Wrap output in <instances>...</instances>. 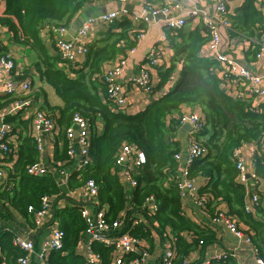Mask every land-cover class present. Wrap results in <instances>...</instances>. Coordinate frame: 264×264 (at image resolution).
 Instances as JSON below:
<instances>
[{"label":"trees","instance_id":"1","mask_svg":"<svg viewBox=\"0 0 264 264\" xmlns=\"http://www.w3.org/2000/svg\"><path fill=\"white\" fill-rule=\"evenodd\" d=\"M93 1L5 0L4 9L0 10V27L12 34L14 42L28 46L36 53L34 69L38 80L50 86L61 101L60 106H51L44 92L38 89L36 93V97L43 96L37 112H44L58 129L52 159H48L47 171L42 176L26 173L29 166L44 161L33 135L32 119L23 120L19 114L5 117L13 132L19 130V134L17 159L7 167L10 156L2 158L5 164L0 168L5 170V176L0 180V264H17L18 259L25 256V252L12 244L15 233L11 224L19 222L16 215L24 221L22 226L26 230H34V212L39 210L41 198L48 196L54 201L66 198L56 174L67 169L73 161L68 155L65 132L76 113L89 124L88 154L91 163L70 173L65 182L69 192L93 181L97 187L96 210L103 211L104 219L109 223L125 217L122 233L140 241L149 238L150 230L161 238L171 236L174 256L170 264H188L186 257L198 245L215 241L212 232L207 233L184 214L182 195L176 185L179 164L174 155L179 154L180 149L174 141V133L180 121L175 119V115L183 107L199 108L204 119L203 128L194 134V138L204 146L206 154L194 160L188 168V179L193 182L196 178L206 180L197 191L198 200L203 201L200 209L211 222L222 214L232 218L244 235L251 232L252 245L257 256L264 261V219L258 220L254 209L250 211L247 206L252 190L259 197L264 196V192H258V186L264 185V104L253 107L251 97L227 93L223 81L215 73L218 63L202 56V47L209 41V33L203 24H199L186 33L177 30L176 36L170 39L174 52L172 64L166 70H158L156 88L160 89L176 64H180L181 72L176 84L134 115L118 110L103 96L105 86L99 77L104 64L124 57L137 45L136 37L141 31H146V24L141 21L134 24L126 18L114 22L101 39L89 44L86 60L76 71L60 59L54 45L53 29H69L76 16ZM152 1L163 2L146 0V6ZM259 2L243 0L233 14L226 15L229 36L250 40L251 47L246 55L253 59L262 40ZM42 30H47V39L55 54L50 53ZM11 102L6 101L0 108ZM99 124L102 125L101 131L97 130ZM123 143L135 145L145 156V163L133 175L137 186L131 191L120 181L119 170L114 167L115 156ZM245 144L255 146L254 179L246 185L237 180L234 157V151ZM150 198L156 206L151 213L152 219L148 224L133 226L132 221L138 220L135 214L145 213L143 207ZM68 201L69 204L56 206L52 212L54 223L64 232V240L61 250L51 252L45 264H87L82 247L86 230L81 217L84 204L69 198ZM222 204H225L226 212L219 209ZM257 209L264 212L261 204ZM239 225L246 230L240 229ZM90 249L97 256L95 264H115L117 258H122L124 264H130L140 255L122 256L114 246L94 241ZM139 250L146 249L141 246ZM209 264L237 262L226 254L219 260L212 259Z\"/></svg>","mask_w":264,"mask_h":264},{"label":"crops","instance_id":"2","mask_svg":"<svg viewBox=\"0 0 264 264\" xmlns=\"http://www.w3.org/2000/svg\"><path fill=\"white\" fill-rule=\"evenodd\" d=\"M146 0H126V2L121 3L118 0H95L91 4H89L84 10H88L91 14H97V17H100L109 13H116V22L121 21L126 18L131 20L134 24H138L141 21L140 18H146L148 20V25L146 24V31L144 38L140 40L135 46V51L133 54L129 55L126 59V64L124 67V72L118 79V82L122 86L124 90V96L126 99V104L122 108H117L118 110L124 112L127 115H134L140 111H142L152 100L162 96L165 94L171 87H173L176 82L179 80L181 65L176 64L170 78L167 80L166 84L157 89L156 86L159 83L158 70L168 69L172 64V56L174 54L173 49L170 45V39L176 36L177 31L169 30L165 26V20L162 15L153 16L148 11L145 10ZM152 4L149 6H153L154 8H160L162 6L170 7V10H173V15L175 17H183L185 18V25L181 29L183 32L192 31L197 25L201 24L202 18L211 17L214 14L213 6L207 0H163L162 3L159 2H151ZM243 0H234L227 7V15L233 14V12L242 5ZM5 0H0V10L4 9ZM191 8H196L199 11V16L196 19H191L186 17V14ZM259 10L264 12V0H260L259 2ZM103 10L105 13H102ZM101 13V15H99ZM80 14V13H79ZM78 14V15H79ZM77 15V16H78ZM76 16V17H77ZM113 23V24H115ZM110 26L104 25L102 23L96 22L92 26L88 34V44H92L94 41L102 38L103 34H105L113 25ZM42 37L46 41L47 47L50 49L51 54H55L54 48L51 46V42L49 41L47 36V30H42ZM221 34V42L223 51L225 54L230 56L233 60H235L240 66L247 69L252 73L261 74L264 68V53L262 54L260 59L252 58L251 55H246L247 51L251 47L250 40L237 38L235 36H229V32L224 28H220ZM177 41H179L177 39ZM89 46V45H88ZM8 53L12 56L15 67L12 73V79H14L17 83H22L24 81H28L30 83V93L26 97L21 98L23 100L22 107L17 112L12 111L13 103L18 99V96H6L0 95V106L5 104L6 101L12 100L11 103L7 104L4 107L0 108V122H5V117L15 116L19 114L21 119L28 120L33 118L35 113L38 111L41 103L43 102V96L40 95L36 97V93L38 89H40L46 95V99L51 106H60L61 101L55 96L53 89L40 82L38 80V74L34 69V63L37 60L36 53L32 51L28 46L23 44H18L12 40V34L8 32L6 28H0V53ZM152 52L156 53V56L159 59L160 67L158 68H149L147 61ZM202 56L207 58V52L205 45L202 47ZM119 59V58H118ZM117 59V60H118ZM86 60V56L79 55L76 58V61L69 65L74 71L81 69L84 62ZM104 64V71L112 67L116 61ZM149 69L151 75V84L153 87L152 93L147 94L137 87L131 85L129 83V79L137 76L141 69ZM71 77L74 78V74H70ZM224 89L227 91L229 95L236 96L243 92V88L241 86H232L227 84ZM103 96L105 95V89L103 92ZM102 95V94H101ZM252 98L251 105L253 107H257L261 104H264V99H256ZM186 112H194L198 115H201V110L199 108H191V107H183L180 110L178 115H175V119L180 118L182 113ZM171 119V118H170ZM179 120V119H178ZM7 124V123H6ZM9 125V124H8ZM11 132L9 133L8 140L12 144L15 152L10 155V162L7 163L8 167L12 165L13 162L17 159L16 151L18 145V134L19 130L13 132V127L10 124ZM102 125H98L97 130L101 131ZM33 135L40 141L41 153L42 150H46L47 156L44 158L42 156V163L47 166L48 159L51 160L53 156V143L55 141L56 136L58 135V129L55 128L51 133L33 132ZM193 132L190 124L179 123V128L176 129L174 133V141L179 144V154L181 156V161L179 162V167L183 165L185 158L187 147L191 138L193 139ZM195 139V138H194ZM77 149V146H75ZM264 151V144L262 145ZM255 155V146L253 144H245L240 148L239 158L243 160L246 171L248 174L253 173V160ZM80 159L78 157L74 158L72 164L65 169V173L67 177L73 171H77L78 163ZM3 160L0 156V168L5 164H3ZM1 171V169H0ZM57 180L59 182L60 188L66 195V198L61 199L57 202L58 207H63L66 204H69L68 198L72 201L82 203L85 200L86 196V188L84 186L68 191L65 188L66 180L59 174H56ZM252 180L248 181V184H251ZM206 180L204 178H196L193 182L195 187L193 197L186 195V197L182 198V210L184 214L195 224L200 226L202 229H206L207 233H211L214 235L215 241L210 244H205L201 246H197L187 257L186 261L188 263L197 264H209L212 259L216 256L229 254L232 258H234L237 264H257L256 260L260 259L257 256V253L253 252V245H249L244 240L237 238L231 232L228 231L221 224H216L211 222L206 214L196 206L195 198H197L198 189L205 184ZM131 191V190H129ZM258 192L261 194L264 192V185L261 183L258 186ZM254 190H252V194ZM51 206L54 203V199H50ZM249 204V199L247 200ZM91 203H88V212L90 216L94 217L95 210L93 207H90ZM252 206L250 205V208ZM56 208V207H55ZM220 210L226 212L225 204H222L219 207ZM263 209V208H262ZM143 212H137L136 218L142 220L143 224H148L149 220L152 219L151 213H154L152 208V204L146 203L145 207H143ZM253 210V209H252ZM264 210V209H263ZM254 216L258 218V220L264 219V212L258 211L257 208L254 209ZM17 223L11 224V229L14 233L24 239H27L33 242L35 246L34 253L29 257V264H43L39 263L36 260V255L39 250L40 245L48 239L51 233V229L57 227L54 223L52 226H49V223L52 220V210L44 216L43 224L41 227H36L34 230H26L22 223L24 221L16 215ZM240 229L246 230V227L239 225ZM150 235L147 240H141L142 246L146 249L148 253V257L145 261L136 263V264H161L162 258L164 256V252L166 250L172 249V237L165 236L161 238L154 230H150ZM29 234H32L30 236ZM252 233L249 235L245 234V236L251 238ZM190 236H187V239ZM84 246V240H83ZM82 246V247H83ZM255 250V249H254ZM262 260V259H261ZM263 261V260H262ZM134 264V263H133Z\"/></svg>","mask_w":264,"mask_h":264},{"label":"built area","instance_id":"3","mask_svg":"<svg viewBox=\"0 0 264 264\" xmlns=\"http://www.w3.org/2000/svg\"><path fill=\"white\" fill-rule=\"evenodd\" d=\"M121 3L126 2V0H118ZM212 4L214 14L211 17H204L200 22L203 24L208 33L209 41L205 44L207 58L215 60L218 63V69L215 70L218 78L223 81L225 87L227 84L232 86H241L243 92L237 96L243 97H254L256 100L264 99V68L261 74L252 73L247 69L240 66L235 60L224 53L220 28L226 29L228 31V21L226 18L227 7L234 0H207ZM146 11L151 15L157 16L162 15L165 20V26L172 31L180 30L185 25V18L175 17L173 15V10L170 7L162 6L160 8H154L153 6H146ZM199 11L196 8H191L186 17L191 19H196L199 16ZM117 14L109 13L102 15L97 18L87 19L78 28L76 33L71 37V40H66L65 37L68 33V28L59 27L52 31L54 45L59 53L60 59L65 64H72L76 61L79 55L86 56L88 53V34L92 29L94 23L99 22L104 25L110 26L116 21ZM141 22L148 25V20L146 18H140ZM1 28V27H0ZM145 31H141L137 37V43L144 38ZM259 50L256 55V59H260L264 53V12L262 13V40L258 43ZM135 47L127 52L124 57H120L116 63L107 69L99 77V80L105 86L106 99L115 107L122 108L126 104V99L124 96V90L118 79L124 72V67L126 64V59L129 55L133 54ZM147 64L149 68L160 67V62L155 52H152L148 58ZM14 61L10 54L1 52L0 53V95H10L18 96V99L13 103L12 111L17 112L22 107L23 100L21 98L29 95L31 87L28 81L22 83H17L12 79V73L14 71ZM129 83L138 89L142 90L147 94H151L153 87L151 84V75L149 69H141L139 74L131 79ZM180 124H190L193 134L200 131L204 126V119L201 115L194 112L182 113L179 118ZM33 132H45L51 133L56 128L53 120L48 117L44 112H36L32 122ZM10 126L4 122H0V156L1 158L8 157L15 152L12 144L8 140L10 133ZM66 139L68 141V155L71 159L78 157L80 159L78 163L77 171L81 170L83 167L91 163V159L88 154L90 130L89 124L81 115L73 114L71 118L70 126L65 132ZM194 136V135H193ZM36 138V136L34 135ZM39 145V150L41 151L40 141L36 138ZM77 146V149L75 148ZM240 149L234 151V157L236 158V169L238 171L237 180L242 184H247L249 180L254 179V174H248L244 165L243 160L239 158ZM206 154V149L204 146L200 145L196 140L191 138L189 145L187 147L186 158L182 166L179 167V174L176 178V185L178 190L181 192L182 198L188 196L193 197L195 187L193 181L188 179V168L194 160L204 157ZM174 159L178 162L181 161L180 154L174 155ZM145 163V156L135 145L123 143L118 149L115 156L114 167L118 168L120 181L129 189L132 190L137 186V181L134 179L133 175L143 164ZM8 167V165H7ZM10 167V166H9ZM46 166L42 163H36L29 166L26 173L30 176H42L46 173ZM65 180H67V174L64 170L58 173ZM248 175L250 178L248 179ZM5 176V170L0 171V180ZM86 196L83 202L84 207L81 210V217L84 219L86 224V230L84 231V250L85 258L87 264H95L97 262V256L94 255L90 249L91 243L99 242L107 246H114L122 256L140 253L139 258L132 261L130 264H136L145 261L148 257L146 250L140 251L139 248L142 246L140 240L129 236L127 233H122V228L125 224V217L113 221L111 223L104 219V212L95 210L94 217L90 216L87 208L88 203L96 206L97 199V187L93 181H88L85 183ZM50 197L43 196L40 201V208L34 212V224L35 228L41 227L44 223L42 220L44 216L52 210ZM147 203L152 204V208L155 211V204L153 199H148ZM203 201H199L198 197L195 198V204L197 207H202ZM264 203V196L259 197L256 194H252L248 206V210L258 208L260 204ZM89 204V205H91ZM250 205L252 206L250 208ZM92 207V206H90ZM31 208L29 212H31ZM213 223L221 224L228 229L237 238L244 240L249 245L252 244L251 239L245 236L240 230H238L233 219L226 217L222 214L218 216L217 219L213 220ZM133 226H138L143 224L142 220H133L131 223ZM64 232L58 227L51 229L50 236L48 239L43 241L40 245L39 250L36 255V260L39 263L45 264L48 255L53 251L61 250L63 246ZM12 244L14 247L25 252V256L18 259L17 264H29V257L34 253L35 246L33 242L24 239L18 235H14L12 239ZM202 243H200L201 245ZM254 248V247H253ZM255 253L256 250L253 249ZM226 254L216 256L214 260H219L225 257ZM174 253L173 249L166 250L162 258V264H170L173 259ZM1 257V254H0ZM257 264H264L261 259L256 260ZM115 264H124L122 258H117ZM189 264V263H188Z\"/></svg>","mask_w":264,"mask_h":264},{"label":"water","instance_id":"4","mask_svg":"<svg viewBox=\"0 0 264 264\" xmlns=\"http://www.w3.org/2000/svg\"><path fill=\"white\" fill-rule=\"evenodd\" d=\"M102 13H105V11L103 10ZM99 15H101V13H99ZM91 18H97V14H91L88 10H84L82 11L76 18L75 20L72 22V24L70 25L69 29H68V33L65 37L66 40H71V37L76 33V31L78 30V28L82 25V23L84 21H86L87 19H91ZM42 156L44 158H46L47 153L46 150H42ZM248 179L250 178V175L247 176ZM59 201V199L55 200L53 205H52V212L54 211L57 202ZM90 206H92L93 208H96L95 205L91 204ZM262 208L264 209V203L261 204ZM54 224L53 218L51 220V222L49 223V226H52ZM30 236H32V234H29Z\"/></svg>","mask_w":264,"mask_h":264}]
</instances>
